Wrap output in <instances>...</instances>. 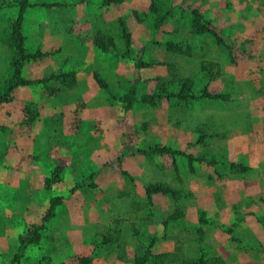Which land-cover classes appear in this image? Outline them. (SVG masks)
Here are the masks:
<instances>
[{
  "label": "rangeland",
  "instance_id": "rangeland-1",
  "mask_svg": "<svg viewBox=\"0 0 264 264\" xmlns=\"http://www.w3.org/2000/svg\"><path fill=\"white\" fill-rule=\"evenodd\" d=\"M1 1L2 96L19 1ZM28 2L0 264H264V0Z\"/></svg>",
  "mask_w": 264,
  "mask_h": 264
},
{
  "label": "trees",
  "instance_id": "trees-1",
  "mask_svg": "<svg viewBox=\"0 0 264 264\" xmlns=\"http://www.w3.org/2000/svg\"><path fill=\"white\" fill-rule=\"evenodd\" d=\"M18 1H19L18 3L19 9H18L17 17L15 21L12 22L11 28H10V37L12 39V44L14 46V49L18 57L14 59V62H13L14 67H15L14 73H13V76L7 82L4 93H2V96L0 95V101L2 100L1 97H3V99H6V96L9 93H11L15 87L22 85V84L30 83L28 80H25L21 77L22 64L24 60L30 56L29 54L25 53L24 36L21 31V26H22L21 23L23 19V12L26 9V7H28L30 4L28 0H18ZM107 1H112V0H107ZM127 43H129V41ZM210 96L215 97L214 95H210ZM151 150H158L159 152L171 151L170 148H166V147H157V148L153 147ZM157 185L158 186L156 185L154 186L155 189H157V191H162L163 193H168L169 191H171L165 187H162L159 184ZM171 193L175 194L174 191H171ZM60 201H61V197H54L50 199L49 206L47 208L45 215L43 216V220L48 219L54 214L55 208L60 203ZM40 227L41 225H38V224L37 225L34 224L31 226V229H30L31 235L26 239L25 242H23L19 246V253L22 251L25 245H27L28 243H32L33 241L36 240L37 231ZM149 256H150V250L149 251L147 250L146 253H144L142 256L135 258L134 260L135 264H148L147 259L149 258ZM203 263L204 262L201 260L199 264H203Z\"/></svg>",
  "mask_w": 264,
  "mask_h": 264
}]
</instances>
